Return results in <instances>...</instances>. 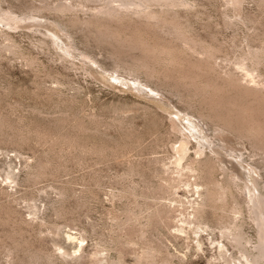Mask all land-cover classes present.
I'll use <instances>...</instances> for the list:
<instances>
[{
    "label": "rangeland",
    "instance_id": "1",
    "mask_svg": "<svg viewBox=\"0 0 264 264\" xmlns=\"http://www.w3.org/2000/svg\"><path fill=\"white\" fill-rule=\"evenodd\" d=\"M182 2L0 0V264L259 263L264 0Z\"/></svg>",
    "mask_w": 264,
    "mask_h": 264
},
{
    "label": "bare ground",
    "instance_id": "2",
    "mask_svg": "<svg viewBox=\"0 0 264 264\" xmlns=\"http://www.w3.org/2000/svg\"><path fill=\"white\" fill-rule=\"evenodd\" d=\"M116 1V0H115ZM119 1L120 5L119 7H123V8H128L129 6H136V7H142L143 8V11L145 12L144 14L147 15L149 14L151 11H148V5H151L152 2H160L161 4L163 3V5H167L169 7H176V6H179V4L181 5V3L183 4L182 0H138L139 3H137L135 0H117ZM112 2V1H111ZM159 3V4H160ZM184 5V4H183ZM151 7V6H149ZM130 9V8H129ZM119 9L115 8V7H110L109 10H107L108 12L106 14H109V15H112L113 17V14L120 12ZM125 11V10H124ZM137 12V11H136ZM149 12V13H148ZM154 12V11H153ZM142 13V11H141ZM152 13V12H151ZM150 13V15H151ZM157 14V13H155ZM142 16V15H141ZM153 16V15H151ZM151 16L149 17V19L151 18ZM148 17V15L146 16ZM157 15L151 19H154L156 18ZM251 88V87H250ZM228 128V127H227ZM230 129V128H229ZM235 132V131H234ZM240 137V136H239ZM207 147V146H206ZM204 146H201V149L200 151L198 152V155L199 156H202L203 154L205 155V152H204ZM188 150V149H187ZM186 149L183 151L182 154H180L179 158H178V161H177V164L179 166H183V161L187 158L188 156V151ZM235 153V152H233ZM233 153L232 152H229L230 155L233 156ZM235 156V155H234ZM236 158V157H235ZM196 163H198V161H196ZM200 163V161H199ZM234 164V163H233ZM237 166V165H236ZM233 167V166H232ZM227 170V169H226ZM190 171L191 172H194V168H190ZM240 172V171H239ZM247 175V174H246ZM230 179H231V182L233 184H238V182L242 179L240 174L236 171L232 172L231 175H230ZM244 180V179H243ZM214 184V188L212 189V191L210 193H205V198L207 197V200L209 202H214L216 199H217V196L218 198H221V199H225L226 198V195H227V189L225 187H223L222 184L220 183H213ZM193 187L194 191H195V194L198 195V199H201L200 201L198 200L197 203H196V207H194V210H195V213H198V212H201L203 210V208L205 207L206 205V201L204 200L203 196H204V192H203V187L198 183V182H194V183H190L188 185V188H191ZM259 189L257 186L255 188H252L250 187L248 184H246L244 187H243V196L246 198L247 202L249 203H253V207L255 208V210L257 209L256 211V217L259 218L260 216H263L264 218V209L262 210L261 208H263V206H261L260 208V205H262L263 203V200L264 199L263 197L261 198L260 196V192H259ZM219 192V193H218ZM263 196V195H262ZM225 200H223L224 202ZM254 210V211H255ZM194 216V219L196 220V216L195 214L193 215ZM200 223V222H199ZM241 234V233H240ZM238 235V237L236 239H238L237 241L239 242H242L241 241V238L242 235ZM240 244V243H239ZM256 251H258V255L255 257V261L256 262H259L258 264H260V261L264 260V238H262L260 240V243L259 245L256 247L255 249ZM254 256V255H253ZM246 258V256H245ZM248 258V257H247ZM252 259V258H251ZM248 261V260H247ZM263 262V261H262ZM264 263V262H263Z\"/></svg>",
    "mask_w": 264,
    "mask_h": 264
}]
</instances>
